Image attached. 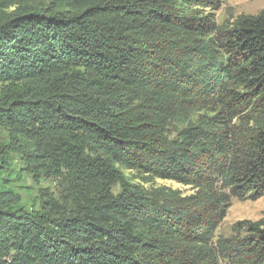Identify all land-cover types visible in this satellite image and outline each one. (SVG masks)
Wrapping results in <instances>:
<instances>
[{"label":"trees","instance_id":"obj_1","mask_svg":"<svg viewBox=\"0 0 264 264\" xmlns=\"http://www.w3.org/2000/svg\"><path fill=\"white\" fill-rule=\"evenodd\" d=\"M38 1L0 0V264H264V218L217 235L233 197L264 196V11ZM28 175L58 190L29 206Z\"/></svg>","mask_w":264,"mask_h":264},{"label":"rangeland","instance_id":"obj_2","mask_svg":"<svg viewBox=\"0 0 264 264\" xmlns=\"http://www.w3.org/2000/svg\"><path fill=\"white\" fill-rule=\"evenodd\" d=\"M33 3L39 4L38 0H30ZM50 0H47L49 2ZM17 5L5 7V11L17 9ZM264 11V0H224L222 6L216 11L217 20L219 23L230 19L234 20L241 14L259 15ZM9 135L5 129L0 128V142L6 141ZM15 167L19 169L21 163L18 155H15ZM119 168L127 179L142 190L144 193H150L159 187H171L180 190L184 194L193 192L191 186H186L173 180H163L160 178L151 177V175L142 172L135 168H126L119 164ZM15 187L21 193L23 200L27 205H31L38 198L41 187H48L50 190H58L57 183L53 178H41L35 180L31 175L26 176L21 182H14ZM120 188L115 187L117 192ZM264 218V196L259 198L240 199L233 197L231 206L228 209L227 215L221 222L217 235L237 236L243 238L251 235V232L242 227L246 222H258Z\"/></svg>","mask_w":264,"mask_h":264}]
</instances>
